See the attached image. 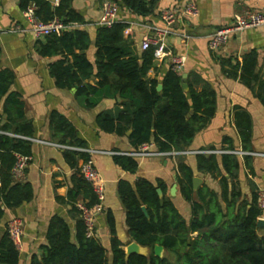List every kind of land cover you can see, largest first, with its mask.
<instances>
[{
  "label": "trees",
  "instance_id": "trees-1",
  "mask_svg": "<svg viewBox=\"0 0 264 264\" xmlns=\"http://www.w3.org/2000/svg\"><path fill=\"white\" fill-rule=\"evenodd\" d=\"M74 0H19L21 10L35 6V17L44 23L58 19L65 24H84L71 4ZM138 15H148L155 0H112ZM127 25L116 21L111 27H98L94 41L88 32L80 29L52 34L39 39L36 52L44 58L58 57L48 65L50 77L59 89L76 88L75 97L87 109L96 107L103 99H115L113 109L97 116L101 131L124 137L137 151L145 144H154L159 152H183L198 132L204 129L216 112V92L197 74L185 81L171 68L161 82L154 56L155 46L137 55L133 43L125 38ZM95 49L94 62L88 58L90 47ZM222 72L233 79L238 77L252 88L264 106V79L257 70V52L243 56L241 64L232 59H221ZM155 76H149V72ZM15 75L9 69L0 70V227L6 210H13L33 199L29 183L16 182L12 169L16 155L31 156L35 128L25 116L21 95L10 91ZM90 80H96L90 84ZM186 83L188 90L182 87ZM161 84L162 88L158 90ZM51 138L69 148H83L76 128L56 111L49 116ZM235 125L244 151H252L251 118L243 109L235 112ZM65 156L74 171L73 187L66 203L77 216L75 236L65 220L55 216L46 234L47 245L31 264H264V229L257 227L263 210L258 206V195L253 188L252 200L240 201L237 177L239 158L234 154L221 156V165L227 177L221 176L215 155H198L199 171L220 177L221 201L206 187L194 191L191 169L178 157L177 183L181 195L190 204L193 218L189 226L173 203L157 194L149 181L139 179L135 185L125 180L118 183V194L126 212V227L131 241L150 250L148 256H126L119 240H111L112 258L97 239L85 236L84 223L77 208L78 200L91 207L97 198L90 184L79 172L80 163L90 159L89 154L65 149ZM116 165L135 173L138 163L134 157L114 156ZM249 157H244L249 167ZM163 189V186H159ZM87 200V201H86ZM145 207L148 218L144 215ZM108 225L113 231L114 219L108 214ZM197 232V236L191 234ZM161 246L168 256L156 257L153 250ZM20 254L7 231L0 228V264H19Z\"/></svg>",
  "mask_w": 264,
  "mask_h": 264
},
{
  "label": "crops",
  "instance_id": "crops-1",
  "mask_svg": "<svg viewBox=\"0 0 264 264\" xmlns=\"http://www.w3.org/2000/svg\"><path fill=\"white\" fill-rule=\"evenodd\" d=\"M104 0H74L71 7L82 16L84 24L78 29L89 33L92 41L95 39L98 21L101 18V7ZM150 1V0H146ZM148 15H138L124 7L117 14L116 21L127 25L124 36L133 43L132 49L140 55L141 42L152 37L155 30L163 28L160 19L162 10L169 8L181 9L187 4H194L199 9V15L193 19L178 21L170 35L164 39L165 49L172 56L185 59L181 76L197 74L211 85L216 92V112L209 124L196 134L192 143L186 148V154L179 155L191 169L193 178L199 179L194 191L206 187L221 201V176L227 177L221 165V156L234 154L239 158L240 170L237 183L240 201L252 200L253 188L257 195L264 188V106L254 94L252 88L240 80V70L236 79L222 72L221 59H232L233 63L241 64L243 56L257 52V70L264 79V26L235 33L219 50L208 49L209 36L217 29L230 24L236 13L245 11L264 12V0H155ZM59 3V2H58ZM51 4L55 7L53 0ZM28 8L35 6L30 4ZM19 0H0V70L9 69L15 79L10 91L21 95L24 102L25 116L33 122L35 133L32 141L31 156L21 179L16 182H26L32 186L33 199L29 203L6 210L2 221V231L13 217L23 221V236L20 247L19 264H31L33 256H39L42 246L47 245L46 234L50 221L59 216L68 224L72 239L75 236V214L66 203L67 194L73 187L75 169L65 156V149L60 148L51 138L49 116L56 111L64 116L77 130L78 137L84 142L89 152L70 149L72 152L89 154L95 168L101 174L105 183V198L103 212L96 218V238L107 251L111 261V240H119L125 250L132 242L126 227V212L118 194V183L121 180L135 185L139 179L149 181L162 191L161 197L168 198L184 219L187 226L192 221L193 214L190 204L180 193L177 183L178 157H135L138 168L135 173H129L116 165L114 156L107 154L94 155L97 151H114L131 153L135 151L128 141V136L119 137L115 134L101 131L97 124V116L114 108L115 99H103L92 109L84 108L75 97L76 88L59 89L49 75L48 65L58 57L44 58L36 52L37 39L33 36L29 23L24 19ZM19 28V29H17ZM185 34V35H184ZM186 36L188 38L183 37ZM93 46L87 52L88 58L94 62ZM158 67L157 79L161 82L171 68V57L156 60ZM154 77L155 72L150 71ZM96 80H90L94 84ZM161 85V84H160ZM188 87V86H187ZM243 109L251 118L252 151H244L242 141L235 125V112ZM151 151H158L152 144ZM211 152V153H210ZM217 156L221 171L220 177L199 171L198 155ZM249 157V167L244 157ZM83 163H80L79 169ZM163 186L161 189L159 186ZM175 192L173 193V189ZM157 191V190H156ZM87 201V200H86ZM83 202L78 200L77 203ZM108 214L114 219L112 232L108 225ZM259 219H264L263 214ZM197 232L191 234L197 236Z\"/></svg>",
  "mask_w": 264,
  "mask_h": 264
},
{
  "label": "built area",
  "instance_id": "built-area-1",
  "mask_svg": "<svg viewBox=\"0 0 264 264\" xmlns=\"http://www.w3.org/2000/svg\"><path fill=\"white\" fill-rule=\"evenodd\" d=\"M54 4L57 5L59 0H53ZM120 6L117 2L112 0H104L101 7V18L98 21V27H111L117 18ZM35 8H27L22 12L24 19L29 23L31 32L33 36L39 40L46 36L52 34H60L65 31H71L78 29L80 24L70 23L65 24L58 19H53L49 22L39 21L35 17ZM199 9L196 5L190 3L181 9L169 8L161 11L160 19L164 24L163 28H158L155 30V34L152 37L144 38L141 42V49L147 50L151 46H155L154 56L156 60H163L166 57H171V69L181 76L185 59L183 57L172 56L169 51H166L164 39L171 34L172 29L178 21H183L186 19H193L198 17ZM264 26V12L256 11L250 12L245 11L243 13H236L232 17V21L225 27L215 30L208 38L207 46L208 49L215 52L223 47L235 33H240L248 29H254ZM19 29V28H17ZM185 35V34H184ZM186 39L188 37L184 36ZM31 141L37 142L35 139H30ZM60 148H68L74 150H81L83 152H89L82 148H69L64 146H59ZM152 144H145L140 147L137 151L131 153H120L114 151H97L91 154H107L111 156H131V157H154V156H164V157H176L179 155H184L186 152H159L151 151ZM211 153V152H210ZM29 156H24L17 154L16 162L12 169V175L14 179H21L25 168L27 167ZM80 174L83 178L90 184L96 198L97 202L88 207L83 202L77 203V208L80 212L81 220L85 227V236L88 239L96 238V218L99 214L103 212V202L105 198V183L101 174L95 168V163L93 159H89L84 162L80 169ZM258 206L261 210H264V188L258 192ZM23 221L21 218L13 217L9 220L5 230L7 231L10 239L17 247H20L23 236Z\"/></svg>",
  "mask_w": 264,
  "mask_h": 264
},
{
  "label": "water",
  "instance_id": "water-1",
  "mask_svg": "<svg viewBox=\"0 0 264 264\" xmlns=\"http://www.w3.org/2000/svg\"><path fill=\"white\" fill-rule=\"evenodd\" d=\"M185 78H186V75L183 76L184 81H185ZM182 87L185 91L188 90V87H187L185 82L183 83ZM161 88H162V86L159 85L158 90H160ZM129 135H130V132L127 133V136H129ZM198 183H199V179L193 178L194 188L198 185ZM174 192H175V188L173 189V193ZM157 194L161 197L162 191L160 189H157ZM141 209H142L144 215L148 218V213H147L146 208L143 206ZM257 227L261 230L264 229V219H258ZM148 250H149V248L142 247L138 243L132 241L126 246L124 252H125L127 257L132 255V254H137V255H141V256H148ZM163 251H164V249L161 246H158V245L155 246L154 250H153L154 256L162 257Z\"/></svg>",
  "mask_w": 264,
  "mask_h": 264
},
{
  "label": "rangeland",
  "instance_id": "rangeland-1",
  "mask_svg": "<svg viewBox=\"0 0 264 264\" xmlns=\"http://www.w3.org/2000/svg\"><path fill=\"white\" fill-rule=\"evenodd\" d=\"M149 253H150V250H148V255H149ZM163 256H168V254L165 252V251H163V253H162V257Z\"/></svg>",
  "mask_w": 264,
  "mask_h": 264
}]
</instances>
